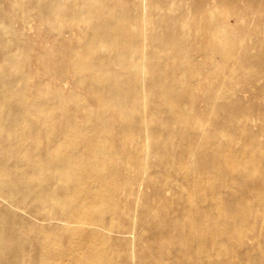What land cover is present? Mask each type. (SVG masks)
<instances>
[{"label":"bare ground","instance_id":"bare-ground-1","mask_svg":"<svg viewBox=\"0 0 264 264\" xmlns=\"http://www.w3.org/2000/svg\"><path fill=\"white\" fill-rule=\"evenodd\" d=\"M0 264H264V0H0Z\"/></svg>","mask_w":264,"mask_h":264},{"label":"rangeland","instance_id":"rangeland-1","mask_svg":"<svg viewBox=\"0 0 264 264\" xmlns=\"http://www.w3.org/2000/svg\"><path fill=\"white\" fill-rule=\"evenodd\" d=\"M144 186V185H143ZM143 190L145 191V192H149V189L146 187V189H145V187H143Z\"/></svg>","mask_w":264,"mask_h":264}]
</instances>
